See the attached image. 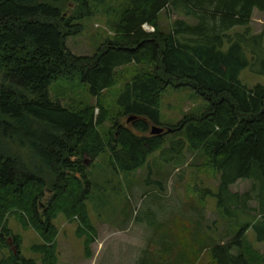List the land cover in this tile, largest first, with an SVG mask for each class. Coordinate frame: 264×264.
Masks as SVG:
<instances>
[{"label": "trees", "instance_id": "obj_1", "mask_svg": "<svg viewBox=\"0 0 264 264\" xmlns=\"http://www.w3.org/2000/svg\"><path fill=\"white\" fill-rule=\"evenodd\" d=\"M100 1L0 0V224L8 214L34 230L42 243L31 251L42 264H57L53 221L62 215L78 222L89 256L96 229L86 201L98 186L85 160L93 166L107 152L113 172L132 175L155 152L180 167L187 148L217 175L216 190L202 191L233 234L212 244L192 239L189 258L178 253L177 262L194 264L200 247L211 264L264 263L246 237L251 230L264 242V85L249 88L239 78L246 69L264 77V34L251 27L264 0H123L113 35L92 56L72 54L66 39L82 31ZM162 14L174 17L166 29ZM55 85L68 86L62 95L76 103L53 97ZM169 87L190 88L206 105L150 135ZM113 91L110 108L102 96ZM167 134L175 136L168 146ZM242 180L249 189L232 192ZM5 236L0 229V245ZM12 240L16 251L0 264H36L21 256L20 236Z\"/></svg>", "mask_w": 264, "mask_h": 264}, {"label": "rangeland", "instance_id": "obj_2", "mask_svg": "<svg viewBox=\"0 0 264 264\" xmlns=\"http://www.w3.org/2000/svg\"><path fill=\"white\" fill-rule=\"evenodd\" d=\"M122 1L101 0L93 3V15L81 21L83 27L79 34L66 39L67 49L77 56H92L113 35L111 24L114 10ZM173 18L162 14V29L168 28ZM251 27L254 33L264 34V13L253 11ZM239 78L249 88L256 84L264 85V77L248 69L243 70ZM53 90L52 96L58 95L64 104L76 103L73 94L62 95L69 94L68 86L55 85ZM114 94L115 91L102 96L104 105L113 106L110 104L114 102ZM89 103L94 104L95 101L89 99ZM205 105V101L190 88L169 87L161 94V125L155 127L166 131V128L178 125L187 115H199ZM174 137L173 134L165 135V145L175 140ZM184 153V165L175 168L161 162L159 152H155L150 155L147 164L132 175L113 172L107 163V152L96 159L93 166L89 160H85L87 176L98 186L86 201L96 235L88 247L90 254L87 256L85 237L76 235L78 222H69L59 215L53 221L57 229V264H185L177 262V256L185 252L189 258L192 239L204 244L227 241L233 229L217 215L214 199L205 197L202 191L203 188L216 190L217 175L210 169L201 168V157L196 158L187 148ZM154 182H160L162 189ZM249 187L250 181L242 180L232 185L230 190L243 193ZM2 228H6L11 236H5L0 245V260L16 251L12 236H20L21 256L42 264L41 256L31 251L33 245L42 243L34 230L23 229L14 216L8 214L0 224ZM164 234L165 237L159 238ZM246 237L264 260V242H256L251 230H248ZM155 246H162V249L157 250ZM199 255L200 259L194 264H211L208 252L200 247Z\"/></svg>", "mask_w": 264, "mask_h": 264}, {"label": "water", "instance_id": "obj_3", "mask_svg": "<svg viewBox=\"0 0 264 264\" xmlns=\"http://www.w3.org/2000/svg\"><path fill=\"white\" fill-rule=\"evenodd\" d=\"M161 133H164V130L162 128H158V127H151V130H150V135H157V134H161Z\"/></svg>", "mask_w": 264, "mask_h": 264}, {"label": "built area", "instance_id": "obj_4", "mask_svg": "<svg viewBox=\"0 0 264 264\" xmlns=\"http://www.w3.org/2000/svg\"><path fill=\"white\" fill-rule=\"evenodd\" d=\"M143 29H144L145 31H147V32H152V31H153V29L150 28V27L147 26V25H143Z\"/></svg>", "mask_w": 264, "mask_h": 264}, {"label": "crops", "instance_id": "obj_5", "mask_svg": "<svg viewBox=\"0 0 264 264\" xmlns=\"http://www.w3.org/2000/svg\"><path fill=\"white\" fill-rule=\"evenodd\" d=\"M169 213H170V212H169ZM161 237H165V234H164L163 236H160L159 238H161ZM155 247H156V246H155ZM156 249H157V250H160V249H162V246H161V247H158V248L156 247Z\"/></svg>", "mask_w": 264, "mask_h": 264}]
</instances>
